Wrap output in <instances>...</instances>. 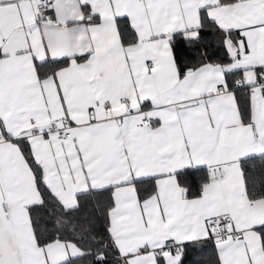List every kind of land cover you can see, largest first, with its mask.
I'll return each mask as SVG.
<instances>
[{
  "label": "snow or ice",
  "instance_id": "obj_1",
  "mask_svg": "<svg viewBox=\"0 0 264 264\" xmlns=\"http://www.w3.org/2000/svg\"><path fill=\"white\" fill-rule=\"evenodd\" d=\"M0 264H264V0H0Z\"/></svg>",
  "mask_w": 264,
  "mask_h": 264
}]
</instances>
